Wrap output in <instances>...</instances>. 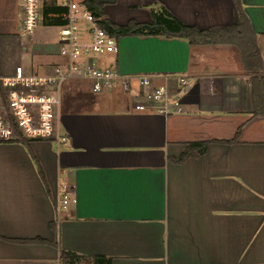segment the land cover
Instances as JSON below:
<instances>
[{"label":"crops","instance_id":"obj_1","mask_svg":"<svg viewBox=\"0 0 264 264\" xmlns=\"http://www.w3.org/2000/svg\"><path fill=\"white\" fill-rule=\"evenodd\" d=\"M99 1L117 26L149 23L153 8L200 31L240 20L234 0ZM51 3L58 6L44 0L43 10ZM240 4L260 77L232 43L122 37L106 62L152 78L146 91L167 89L178 108L140 111L148 99L137 85L96 94L73 81L58 110L65 143L0 142V264H61L62 251L84 258L74 264H264V117L254 116L264 0ZM16 7L21 16L19 0ZM40 29L56 34L17 68L50 74L62 62L58 27L42 20ZM63 184L75 203L59 212Z\"/></svg>","mask_w":264,"mask_h":264},{"label":"built area","instance_id":"obj_2","mask_svg":"<svg viewBox=\"0 0 264 264\" xmlns=\"http://www.w3.org/2000/svg\"><path fill=\"white\" fill-rule=\"evenodd\" d=\"M44 0H19L21 27L33 37L43 20ZM58 6L67 9L66 24L58 27V53L62 62L54 66L50 74H36L24 68H16L12 75L0 73V142L17 139L16 131L28 141L55 140L66 142L61 133L58 110L61 89L73 81L90 82L93 93L100 94L121 90L136 91L148 99L137 104L140 111H156L168 114L179 102L165 88L146 90L152 78L122 75L116 65L106 62L120 52L119 39L101 25V19L84 4V0H57ZM185 86V78H178ZM16 130V131H15ZM75 203L67 184L60 188L59 212Z\"/></svg>","mask_w":264,"mask_h":264},{"label":"trees","instance_id":"obj_3","mask_svg":"<svg viewBox=\"0 0 264 264\" xmlns=\"http://www.w3.org/2000/svg\"><path fill=\"white\" fill-rule=\"evenodd\" d=\"M239 11L240 20L235 26L214 31H200L195 27L182 24L177 18L172 16L166 9L153 8L151 10L152 20L145 24L130 22L126 26H117L111 23L99 0H84V4L101 19V25L112 36L120 39L122 37H163L167 39H181L190 45L205 43L211 39L213 43H232L239 48L246 71L254 77L263 74V61L257 47L255 37L250 31L248 22L241 12L240 0H234ZM67 20V9L49 4L43 10V24L45 26H63ZM257 79V78H255ZM255 117H264V87L258 86L254 89ZM16 131V130H15ZM17 139L12 142L28 144V140L22 139L16 131ZM194 147V146H193ZM61 264H74L81 258L75 254L62 251ZM111 260L97 259V264L110 263Z\"/></svg>","mask_w":264,"mask_h":264},{"label":"rangeland","instance_id":"obj_4","mask_svg":"<svg viewBox=\"0 0 264 264\" xmlns=\"http://www.w3.org/2000/svg\"><path fill=\"white\" fill-rule=\"evenodd\" d=\"M16 2L0 0V69L4 75L15 71L17 66H24L31 57L38 56L40 44L49 41L50 36L53 39L56 34L54 30L40 29L33 37L27 36L21 27Z\"/></svg>","mask_w":264,"mask_h":264}]
</instances>
